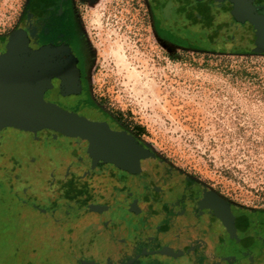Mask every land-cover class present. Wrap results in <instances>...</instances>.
<instances>
[{"label":"flooded vegetation","instance_id":"flooded-vegetation-1","mask_svg":"<svg viewBox=\"0 0 264 264\" xmlns=\"http://www.w3.org/2000/svg\"><path fill=\"white\" fill-rule=\"evenodd\" d=\"M81 1L24 0L14 24L0 32V56L26 45L30 61L50 76L35 113L52 107L67 112L56 127L40 131L60 155L58 169L71 160V174L46 195L50 214L99 224L81 236L90 240L95 231L93 264H264V216L229 205L206 182L174 165L96 88ZM213 1L225 7V18L192 0H148L154 32L187 46L208 39L216 20L212 35L222 50L247 41L264 49V0ZM203 28L209 31L195 35ZM72 85L78 91L67 93ZM125 228L131 237H122L129 232Z\"/></svg>","mask_w":264,"mask_h":264},{"label":"rangeland","instance_id":"rangeland-1","mask_svg":"<svg viewBox=\"0 0 264 264\" xmlns=\"http://www.w3.org/2000/svg\"><path fill=\"white\" fill-rule=\"evenodd\" d=\"M23 1L0 0V32L14 24ZM147 1H81L93 83L174 165L229 205L264 216V51L249 41L222 50L212 35L216 20L208 39L187 46L163 41ZM192 2L217 19L226 16L213 0ZM43 134L0 129V264H93L99 224L50 214L46 195L72 170L71 160L57 168L60 155ZM92 227L91 239L81 238ZM75 242L81 243L73 249Z\"/></svg>","mask_w":264,"mask_h":264},{"label":"water","instance_id":"water-1","mask_svg":"<svg viewBox=\"0 0 264 264\" xmlns=\"http://www.w3.org/2000/svg\"><path fill=\"white\" fill-rule=\"evenodd\" d=\"M30 56L26 45L21 44L9 54L0 56V129L16 127L24 131H41L50 126L56 127L67 114L56 107L47 113H35L33 108L46 92L50 76H47L46 70L38 68L37 60L32 63ZM68 87L71 90L67 93L78 91L76 86ZM14 89L20 92L13 94Z\"/></svg>","mask_w":264,"mask_h":264},{"label":"trees","instance_id":"trees-1","mask_svg":"<svg viewBox=\"0 0 264 264\" xmlns=\"http://www.w3.org/2000/svg\"><path fill=\"white\" fill-rule=\"evenodd\" d=\"M44 214L47 216V213L44 212ZM79 243H81V242H79ZM79 243H76V242H75V245H74V246L77 248V246L79 245ZM76 244H77V246H76ZM73 257H74V256H73ZM81 257H82V256H81ZM78 258H79V257H78ZM82 259H84V256L82 257Z\"/></svg>","mask_w":264,"mask_h":264},{"label":"bare ground","instance_id":"bare-ground-1","mask_svg":"<svg viewBox=\"0 0 264 264\" xmlns=\"http://www.w3.org/2000/svg\"><path fill=\"white\" fill-rule=\"evenodd\" d=\"M119 57H120V55H118ZM120 59V58H119ZM120 61H121V59H120Z\"/></svg>","mask_w":264,"mask_h":264}]
</instances>
